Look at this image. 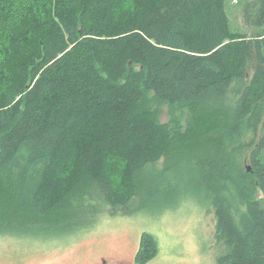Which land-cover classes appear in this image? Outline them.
<instances>
[{
	"label": "trees",
	"instance_id": "16d2710c",
	"mask_svg": "<svg viewBox=\"0 0 264 264\" xmlns=\"http://www.w3.org/2000/svg\"><path fill=\"white\" fill-rule=\"evenodd\" d=\"M225 4L0 0V236H75L104 207L194 197L213 208L217 264H264V138L242 167L264 126V0L241 5L250 37ZM156 254L143 234L135 264Z\"/></svg>",
	"mask_w": 264,
	"mask_h": 264
},
{
	"label": "rangeland",
	"instance_id": "374dc122",
	"mask_svg": "<svg viewBox=\"0 0 264 264\" xmlns=\"http://www.w3.org/2000/svg\"><path fill=\"white\" fill-rule=\"evenodd\" d=\"M250 0H226L225 9L234 31L250 37L241 5ZM159 121H171L170 110L158 107ZM176 122L184 124L186 117L174 113ZM264 138V126L246 138L247 149L242 167L250 171L251 152ZM262 160L264 163V151ZM257 199L264 207L263 194ZM215 217L209 203L194 197L184 200L174 209L150 210L132 214L108 207L87 232L65 235L59 239L28 236H0V264H135L141 236L151 235L157 244V254L147 264H217L221 248L214 238Z\"/></svg>",
	"mask_w": 264,
	"mask_h": 264
},
{
	"label": "flooded vegetation",
	"instance_id": "af4514ba",
	"mask_svg": "<svg viewBox=\"0 0 264 264\" xmlns=\"http://www.w3.org/2000/svg\"><path fill=\"white\" fill-rule=\"evenodd\" d=\"M136 257V256H135ZM134 263H135V261H134Z\"/></svg>",
	"mask_w": 264,
	"mask_h": 264
}]
</instances>
